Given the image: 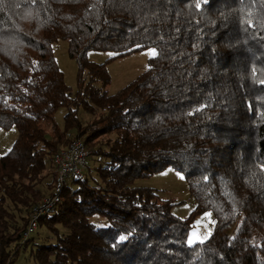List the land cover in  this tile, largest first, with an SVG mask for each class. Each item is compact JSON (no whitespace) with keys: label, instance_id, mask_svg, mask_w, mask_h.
Instances as JSON below:
<instances>
[{"label":"trees","instance_id":"obj_1","mask_svg":"<svg viewBox=\"0 0 264 264\" xmlns=\"http://www.w3.org/2000/svg\"><path fill=\"white\" fill-rule=\"evenodd\" d=\"M58 40L76 62L74 92ZM148 47L147 68L108 93V64ZM91 50L113 54L95 62ZM261 81L264 0H0V128H17L0 155V264L29 245L35 264H264ZM77 139L83 174L40 215L44 241L23 240L55 154ZM167 168L195 202L186 218L172 213L181 201L133 185ZM207 211L210 235L187 244Z\"/></svg>","mask_w":264,"mask_h":264},{"label":"rangeland","instance_id":"obj_2","mask_svg":"<svg viewBox=\"0 0 264 264\" xmlns=\"http://www.w3.org/2000/svg\"><path fill=\"white\" fill-rule=\"evenodd\" d=\"M153 50L156 54L154 47H148L139 52L111 61L107 66L111 78L107 86L108 93L112 94L116 92L142 73L147 68L148 58L154 56L151 54ZM53 53L59 68L63 72L66 85L74 92L76 89L77 66L75 60L68 55L66 41L58 40L55 42L53 44ZM112 54L109 51L91 50L88 53V58L95 62H102ZM64 112L65 110L60 108L55 113V119L59 125L63 124ZM16 136L17 128L15 126H11L8 129L0 128V155L6 153L11 148ZM88 162H91V164L94 163L89 161V158ZM133 185L149 186L158 189L159 200L173 198L181 201L172 207V213L180 218H186L195 207L193 198L188 195L183 175L171 168H167L150 177L138 179ZM91 219L95 222L98 221L99 224L105 222L102 218L92 217ZM214 222L215 219L211 211L196 216L187 237V244H189L191 238H194L196 242L207 239L213 229ZM194 233L196 234L195 237H193ZM45 234L44 227H37L31 234V237L35 238L34 244L43 242V236ZM35 246L29 245L25 249L21 248L12 264H35L32 256V249Z\"/></svg>","mask_w":264,"mask_h":264},{"label":"built area","instance_id":"obj_3","mask_svg":"<svg viewBox=\"0 0 264 264\" xmlns=\"http://www.w3.org/2000/svg\"><path fill=\"white\" fill-rule=\"evenodd\" d=\"M87 155V148L80 139L74 140L68 146L58 149L54 156L57 175L53 188L43 198L40 206L33 208L26 230L23 233V240L29 237L37 228L40 215L60 200L65 179L68 176L76 177L83 174Z\"/></svg>","mask_w":264,"mask_h":264},{"label":"snow or ice","instance_id":"obj_4","mask_svg":"<svg viewBox=\"0 0 264 264\" xmlns=\"http://www.w3.org/2000/svg\"><path fill=\"white\" fill-rule=\"evenodd\" d=\"M151 54H152V55H155V51L153 50ZM261 83H264V81H261ZM195 235H196V234L194 233V234H193V237H195ZM120 239H121V240H124L125 237L121 236ZM195 242H196V241H195L194 238H191V239L189 240V244H193V243H195Z\"/></svg>","mask_w":264,"mask_h":264}]
</instances>
